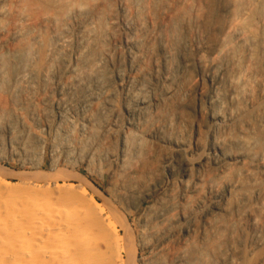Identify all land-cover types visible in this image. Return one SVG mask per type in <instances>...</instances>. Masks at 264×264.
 Masks as SVG:
<instances>
[{
    "label": "bare ground",
    "instance_id": "obj_1",
    "mask_svg": "<svg viewBox=\"0 0 264 264\" xmlns=\"http://www.w3.org/2000/svg\"><path fill=\"white\" fill-rule=\"evenodd\" d=\"M0 264H264V0H0Z\"/></svg>",
    "mask_w": 264,
    "mask_h": 264
},
{
    "label": "rangeland",
    "instance_id": "obj_2",
    "mask_svg": "<svg viewBox=\"0 0 264 264\" xmlns=\"http://www.w3.org/2000/svg\"><path fill=\"white\" fill-rule=\"evenodd\" d=\"M42 162H43V169L46 170L48 165H49V162H48L47 159L43 160ZM60 164H63V162L61 160H60ZM5 165L8 168L11 167L10 169L15 170L14 172H22V171L25 172V171H28L26 169V167L23 168L20 164H16V163H13V162H11V163L10 162H6ZM74 167H75L74 168L75 171H78V172H80V174H82L83 176L87 177L91 181V183H93L94 185H96L97 187L102 189L103 191L106 189L107 182H106V180L104 178L96 177V175H93V174L91 175L87 171L86 167H84V165L76 164ZM88 173H89V175H88Z\"/></svg>",
    "mask_w": 264,
    "mask_h": 264
}]
</instances>
